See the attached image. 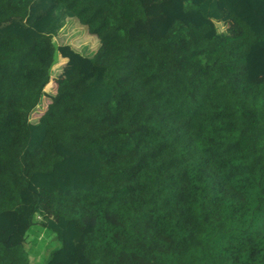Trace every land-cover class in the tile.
<instances>
[{
  "label": "trees",
  "instance_id": "16d2710c",
  "mask_svg": "<svg viewBox=\"0 0 264 264\" xmlns=\"http://www.w3.org/2000/svg\"><path fill=\"white\" fill-rule=\"evenodd\" d=\"M35 216L47 264H264V0H0V264Z\"/></svg>",
  "mask_w": 264,
  "mask_h": 264
},
{
  "label": "rangeland",
  "instance_id": "374dc122",
  "mask_svg": "<svg viewBox=\"0 0 264 264\" xmlns=\"http://www.w3.org/2000/svg\"><path fill=\"white\" fill-rule=\"evenodd\" d=\"M71 20H67L70 22ZM218 31H224L226 20L225 18L215 21ZM56 43H71L80 51L84 49L90 53L96 45L95 36L87 33V31L78 25L67 23L63 29L54 37ZM64 60L60 57L57 58L56 63L52 66L51 77L44 90L46 92L55 91L54 78L60 72ZM48 102L47 96H43L40 104L31 114V119H36L44 110L45 104ZM60 241L56 234L48 227L41 224V219L35 216L32 224L26 231L22 248L29 264H47L50 253L60 246Z\"/></svg>",
  "mask_w": 264,
  "mask_h": 264
}]
</instances>
